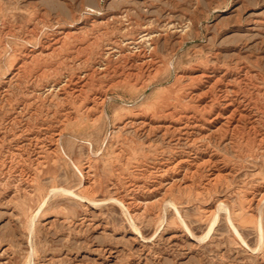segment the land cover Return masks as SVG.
I'll list each match as a JSON object with an SVG mask.
<instances>
[{
	"label": "rangeland",
	"instance_id": "374dc122",
	"mask_svg": "<svg viewBox=\"0 0 264 264\" xmlns=\"http://www.w3.org/2000/svg\"><path fill=\"white\" fill-rule=\"evenodd\" d=\"M0 87V264H264V0H0Z\"/></svg>",
	"mask_w": 264,
	"mask_h": 264
},
{
	"label": "bare ground",
	"instance_id": "6f19581e",
	"mask_svg": "<svg viewBox=\"0 0 264 264\" xmlns=\"http://www.w3.org/2000/svg\"><path fill=\"white\" fill-rule=\"evenodd\" d=\"M183 28V27H182ZM7 29V28H6ZM11 29V28H10ZM16 32V31H15ZM8 35V34H7ZM59 36V35H58ZM4 37V36H3ZM190 37V36H189ZM4 39V38H3ZM182 39V38H181ZM35 40V39H34ZM4 42V41H3ZM15 44V43H14ZM36 44V43H35ZM30 45V44H29ZM129 46V45H128ZM33 47V46H32ZM158 48H160L159 46H158ZM45 49V48H44ZM168 49H169V47H168ZM49 50V49H48ZM157 50V49H156ZM7 51H8V49H7ZM22 51V50H21ZM36 51V50H35ZM132 51V50H131ZM26 52V51H25ZM219 52V51H218ZM50 53V52H49ZM3 59V58H2ZM22 59V58H21ZM148 59V58H147ZM241 61V60H240ZM129 63V62H128ZM170 63V62H169ZM101 64V63H100ZM168 64V63H167ZM169 66V65H168ZM193 66V65H192ZM197 67V66H196ZM211 67V66H210ZM236 67V66H235ZM247 67V66H246ZM238 68V67H237ZM17 69V68H16ZM5 70V69H4ZM8 70V69H7ZM153 70V69H152ZM179 73V72H178ZM124 74V73H123ZM4 77V76H3ZM144 77H145V75H144ZM8 78V77H7ZM67 78V77H66ZM175 79V78H174ZM226 79V78H225ZM14 81V80H13ZM165 82H166V80H165ZM11 84V83H10ZM59 84V83H58ZM155 84V83H154ZM166 84V83H165ZM162 86V85H161ZM114 87V86H113ZM1 88V87H0ZM153 93V92H152ZM142 94V93H141ZM147 94V93H146ZM151 95V94H150ZM59 96H61V95H59ZM4 98V97H3ZM140 98V97H139ZM134 99V98H133ZM105 100V99H104ZM136 100H138V99H136ZM124 105V104H123ZM201 105V104H200ZM106 106V105H105ZM131 106V105H130ZM172 107V106H171ZM147 108V107H146ZM22 109V108H21ZM67 109V108H66ZM148 109V108H147ZM224 109V108H223ZM103 110V109H102ZM222 111V110H221ZM243 111V110H242ZM126 112V111H125ZM127 113V112H126ZM223 113V112H222ZM103 115H104V113H103ZM13 116V115H12ZM225 116V115H224ZM222 117V116H221ZM60 118V117H59ZM263 118V117H262ZM106 119V118H105ZM73 120V119H72ZM112 120V119H111ZM107 121V120H106ZM105 121V122H106ZM139 121V120H138ZM219 121V120H218ZM25 122V121H24ZM54 124V123H53ZM134 127V126H133ZM258 128V127H257ZM130 129V128H129ZM230 129V128H229ZM186 130V129H185ZM138 131V130H137ZM58 132V131H57ZM118 132V131H117ZM105 133V132H104ZM61 134V133H60ZM252 134V133H251ZM32 135V134H31ZM106 134H104V136H105ZM180 136V135H179ZM261 136V135H260ZM58 137H59V135H58ZM139 138V137H138ZM63 139V138H62ZM98 139V138H97ZM102 139V138H101ZM183 139V138H182ZM228 139V138H227ZM57 140H58V138H57ZM95 140V139H94ZM103 140V139H102ZM146 140V139H145ZM181 140V139H180ZM179 140V141H180ZM226 140V139H225ZM22 141V140H21ZM63 141V140H62ZM68 141V140H67ZM148 141H150V140H148ZM46 142V141H45ZM84 142H86V141H84ZM101 142V141H100ZM223 142V141H222ZM58 143V142H57ZM59 143H60V141H59ZM86 143H88V142H86ZM131 143V142H130ZM91 144V143H90ZM96 144V143H95ZM10 145V144H9ZM33 145V144H32ZM59 145H61V144H59ZM99 145H101V144H99ZM103 145V144H102ZM140 145V144H139ZM263 145V144H262ZM65 147V146H64ZM251 147V146H250ZM24 148V147H23ZM100 148H101V146H100ZM145 148H147V147H145ZM37 149V148H36ZM95 149V148H94ZM98 150V149H97ZM66 151V150H65ZM98 151H100V150H98ZM230 151V150H229ZM70 152V151H69ZM84 152V151H83ZM86 152V151H85ZM44 153V152H43ZM24 154H26V153H24ZM64 154V153H63ZM179 154V153H178ZM227 155V154H226ZM259 155V154H258ZM4 156V155H3ZM65 156V155H64ZM94 156V155H93ZM8 157H9V155H8ZM86 157V156H85ZM104 157V156H103ZM188 157V156H187ZM247 157V156H246ZM88 158V157H87ZM218 158V157H217ZM139 159V158H138ZM153 159V158H152ZM9 160V159H8ZM51 160V159H50ZM69 160V159H68ZM20 161V160H19ZM152 161V160H151ZM239 161V160H238ZM242 161V160H241ZM254 161V160H253ZM260 161V160H259ZM263 161V160H262ZM71 162V161H70ZM126 162V161H125ZM98 163H100V162H98ZM241 163V162H240ZM111 164V163H110ZM225 164V163H224ZM103 165V164H102ZM109 165V164H108ZM180 165V164H179ZM251 165V164H250ZM59 166V165H58ZM66 166V165H65ZM71 168V167H70ZM74 168V167H73ZM109 168V167H108ZM125 168V167H124ZM248 168H249V166H248ZM85 169V168H84ZM106 169V168H105ZM235 169V168H234ZM250 169V168H249ZM107 170V169H106ZM235 170H237V169H235ZM251 170V169H250ZM256 170V169H255ZM75 171H76V169H75ZM108 171V170H107ZM205 171V170H204ZM244 171V170H243ZM64 172V171H63ZM100 172V171H99ZM21 174V173H20ZM73 174V173H72ZM77 174H78V172H77ZM240 174V173H239ZM90 175V174H89ZM233 175V174H232ZM119 176V175H118ZM239 176V175H238ZM147 178V177H146ZM257 178V177H256ZM5 179V178H4ZM15 179V178H14ZM78 179V178H77ZM87 179V178H86ZM122 179V178H121ZM1 181H3V180H1ZM85 181V180H84ZM250 181V180H249ZM12 182V181H11ZM64 182V181H63ZM24 183H25V181H24ZM75 183V182H74ZM4 184V183H3ZM79 184H81V183H79ZM261 184V183H260ZM264 184V183H263ZM232 185V184H231ZM35 187V186H34ZM72 187V186H71ZM78 187V186H77ZM205 187V186H204ZM246 187V186H245ZM11 188V187H10ZM252 188V187H251ZM47 189V188H46ZM52 189V188H51ZM74 189V188H73ZM72 189V190H73ZM14 190V189H13ZM41 190V189H40ZM49 190H50V188H49ZM72 190H71V192H72ZM239 190V189H238ZM32 191V190H31ZM48 191V190H47ZM69 192V193H71L70 191H67V190H64V189H62L61 190V192ZM14 192V191H13ZM51 192V191H50ZM50 192H48V193H50ZM58 192H59V190H58ZM232 192V191H231ZM29 193V192H28ZM47 193V192H46ZM53 193V192H52ZM55 193V192H54ZM53 193V195H55ZM74 193H76V192H74ZM80 193V192H79ZM61 194V193H60ZM60 194H57V195H59L60 196ZM68 194V193H67ZM131 194V193H130ZM244 194V193H243ZM52 195V194H51ZM63 195V194H62ZM76 195V194H75ZM100 195V194H99ZM77 196V195H76ZM127 196V195H126ZM51 197V196H50ZM49 196H48V198H50ZM67 197V196H66ZM81 197V196H80ZM84 197V196H83ZM82 197V198H83ZM62 198V197H61ZM69 198V197H68ZM112 198V197H111ZM126 198V197H125ZM73 199V198H72ZM108 199V198H107ZM115 199V198H114ZM262 199V198H261ZM45 200V199H44ZM65 200V199H64ZM79 200V199H78ZM110 200V199H109ZM112 200V199H111ZM240 200V199H239ZM48 201V200H47ZM88 201V200H87ZM114 201V200H113ZM112 201V202H113ZM116 201V200H115ZM113 202V203H115L116 204V202ZM60 202V201H59ZM74 202V201H73ZM84 202V201H83ZM91 202V201H90ZM93 202V201H92ZM119 202V201H118ZM260 202H261V200H260ZM40 203H41V201H40ZM43 203V202H42ZM48 203V202H47ZM52 203H54V201L52 202ZM94 203V202H93ZM103 203H104V201H103ZM123 203V202H122ZM218 203V202H217ZM49 204V203H48ZM56 204V203H55ZM119 204V203H118ZM173 204V203H172ZM259 204V203H258ZM57 205V204H56ZM262 205V204H261ZM47 206V205H46ZM219 205H217V207H218ZM245 206V205H244ZM38 207V206H37ZM78 207V206H77ZM173 207H174V205H173ZM219 207H221V205L219 206ZM257 207H259V205L257 206ZM222 208V207H221ZM224 208V207H223ZM14 209V208H13ZM42 209V208H41ZM219 209V208H218ZM36 210V209H35ZM120 210H122L121 209V207H120ZM217 210V209H216ZM220 210V209H219ZM224 210V209H223ZM222 210V211H223ZM256 210V209H255ZM260 211H261V209H259ZM37 211V210H36ZM124 211H126V210H124ZM123 210L121 211V213H123L124 212ZM177 211V210H176ZM215 211V210H214ZM227 211V210H226ZM132 212V211H131ZM219 212V211H218ZM224 212V211H223ZM228 212V211H227ZM36 213V212H35ZM224 213H226V212H224ZM256 213V212H255ZM260 213V212H259ZM217 214V213H216ZM17 215V214H16ZM32 215V214H31ZM124 215V214H123ZM228 215V214H227ZM258 215V214H257ZM260 215V214H259ZM34 216H35V214H34ZM37 216V215H36ZM125 216V215H124ZM213 216V215H212ZM221 216V215H220ZM82 217V216H81ZM127 217V216H126ZM215 217V216H214ZM214 217H213V219H211V220H213V222L211 221V225L209 226V228L207 229L208 231H207V233H206V235H205V237H207V236H209L208 234L211 232V230H212V228H213V226H214V223H215V219H214ZM211 218V217H210ZM223 218V217H222ZM226 218V217H225ZM258 219V217H255V219ZM29 219H30V217H29ZM28 219V220H29ZM32 219H34V218H32ZM74 219V218H73ZM84 219V218H83ZM263 219V218H262ZM18 220V219H17ZM27 220V221H28ZM60 220V219H59ZM227 220V219H226ZM261 220V219H260ZM30 221V220H29ZM40 221V220H39ZM38 221V222H39ZM65 221V220H64ZM160 221V220H159ZM35 222V221H34ZM76 222V221H75ZM158 222V221H157ZM206 222V221H205ZM258 222V221H257ZM28 223V222H27ZM33 223V222H32ZM73 223V222H72ZM131 223V222H130ZM229 223V222H228ZM262 223V222H261ZM264 223V222H263ZM31 224V223H30ZM29 224V225H30ZM39 224H41V223H39ZM66 224V223H65ZM84 224V223H83ZM161 224V223H160ZM205 224V223H204ZM210 224V223H209ZM208 224V225H209ZM258 224V223H257ZM18 225V224H17ZM58 225V224H57ZM230 225V224H229ZM258 225H260V223L258 224ZM257 225V226H258ZM83 226V225H82ZM91 226V225H90ZM131 226H134V225H132L131 224ZM130 226V227H131ZM228 226V225H227ZM256 226V227H257ZM29 227V226H28ZM27 227V228H28ZM231 227V226H230ZM31 229H32V226L30 227ZM63 228V227H62ZM61 228V229H62ZM84 228V227H83ZM232 228V227H231ZM31 229H29V230H31ZM132 229H135V228H133L132 227ZM158 229V228H157ZM136 230V229H135ZM239 230V229H238ZM32 231V230H31ZM190 231V230H189ZM213 231V230H212ZM241 232H242V230H241ZM246 232V231H245ZM260 233H261V230L259 231ZM30 233V232H29ZM191 233V232H190ZM204 233V232H203ZM234 233V232H233ZM238 233V232H237ZM31 235V234H30ZM33 235V234H32ZM189 235V234H188ZM235 235V234H234ZM242 235V234H241ZM247 235V234H246ZM204 237V238H205ZM237 237V236H236ZM241 237V236H240ZM30 238H33V236H31ZM196 238V237H195ZM203 238V237H202ZM197 239H198V237H197ZM262 239V238H261ZM263 240V239H262ZM29 241H30V239H29ZM32 241V240H31ZM201 241H203V240H201ZM237 241H239V240H237ZM244 241V240H243ZM248 242V241H247ZM256 242H257V240H256ZM27 243V242H26ZM30 243H32V242H30ZM258 243V242H257ZM33 244V243H32ZM244 245H246V244H244ZM243 245V246H244ZM33 246H34V244H33ZM258 246V245H257ZM256 246V247H257ZM245 247V246H244ZM248 247V246H247ZM31 248H33V247H31ZM256 249H254V251H255ZM6 251V250H5ZM259 254V253H258ZM263 255V254H262ZM261 258V257H260Z\"/></svg>",
	"mask_w": 264,
	"mask_h": 264
}]
</instances>
